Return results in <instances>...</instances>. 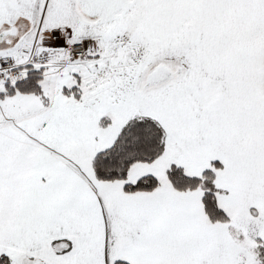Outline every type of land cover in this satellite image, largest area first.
Here are the masks:
<instances>
[{"label":"snow or ice","instance_id":"1","mask_svg":"<svg viewBox=\"0 0 264 264\" xmlns=\"http://www.w3.org/2000/svg\"><path fill=\"white\" fill-rule=\"evenodd\" d=\"M0 264H264V0H0Z\"/></svg>","mask_w":264,"mask_h":264}]
</instances>
